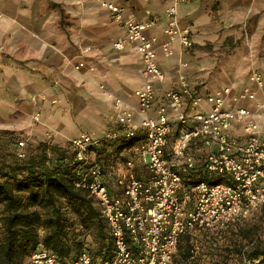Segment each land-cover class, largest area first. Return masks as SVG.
<instances>
[{
	"label": "crops",
	"instance_id": "crops-1",
	"mask_svg": "<svg viewBox=\"0 0 264 264\" xmlns=\"http://www.w3.org/2000/svg\"><path fill=\"white\" fill-rule=\"evenodd\" d=\"M109 1L127 18L154 20L148 32L157 37L163 80L154 83L151 114L166 102V90L180 89L181 76L201 95L224 85L234 93L249 86L255 98L238 104L251 110L264 99V0L178 2V23L190 28L193 45L174 41L169 56L160 45L167 39L166 10L175 0ZM124 34L96 0H0V131L33 144H65L81 132L101 137L119 127L122 108L132 111L129 126L138 125L141 59L131 45L112 46ZM253 70L261 72L262 86L250 80ZM117 97L121 106L114 104ZM202 107L207 110L208 104ZM253 118L263 124L264 140V110L257 108ZM231 135L242 138V127L235 124Z\"/></svg>",
	"mask_w": 264,
	"mask_h": 264
},
{
	"label": "built area",
	"instance_id": "built-area-1",
	"mask_svg": "<svg viewBox=\"0 0 264 264\" xmlns=\"http://www.w3.org/2000/svg\"><path fill=\"white\" fill-rule=\"evenodd\" d=\"M125 29L112 46L134 47L139 54L143 82L135 90L141 118L129 126L132 111L122 108L117 117L127 135L142 131L143 137L126 149L128 156L116 163L110 173L96 161L89 147L99 139L112 138L117 128L101 137L81 132L69 139L78 161L75 186L94 196L106 220L111 240V255L94 258L81 252L67 264H171L180 236L195 229L223 228L264 207V140L262 126L254 111L238 101L255 98V91L244 86L235 93L230 85L201 95L191 90L181 76L178 90H166V102L151 114L155 101L154 83L163 80L158 64L157 37L148 32L154 20L135 21L123 14V8L109 0H96ZM175 0L166 10L163 33L167 39L160 49L172 54L171 43L191 47L190 28L180 26ZM82 66V62L75 68ZM250 80L263 85L261 72L253 70ZM115 98V106H121ZM208 109L203 110V103ZM264 110V99L257 103ZM239 124L244 136L231 135ZM24 140L18 141L16 155L24 158ZM192 170L227 177L228 181L191 183L186 174ZM111 177V185L108 184ZM245 264L256 262L244 258ZM27 264H60L56 255L44 247L33 250Z\"/></svg>",
	"mask_w": 264,
	"mask_h": 264
},
{
	"label": "trees",
	"instance_id": "trees-1",
	"mask_svg": "<svg viewBox=\"0 0 264 264\" xmlns=\"http://www.w3.org/2000/svg\"><path fill=\"white\" fill-rule=\"evenodd\" d=\"M123 128L119 126L116 136L102 137L89 147L105 171V162L143 137L142 131L129 136ZM7 134L12 133L0 131V264H27L29 254L38 247L54 253L60 264L70 263L83 251L94 258L111 255V235L96 199L88 190L75 186L79 164L71 144L29 142L26 156L19 158L10 147L15 138ZM186 176L191 183L228 181L202 170H192ZM111 180L109 177V185ZM258 210L264 214L262 206L253 213ZM225 229L215 228V234ZM201 230L203 242L215 240L209 231L213 229L186 231L179 238L171 264L196 263L193 241ZM233 252L243 256L240 264H245L244 258L256 259L252 264H264L262 240L252 241L248 250L237 245Z\"/></svg>",
	"mask_w": 264,
	"mask_h": 264
},
{
	"label": "rangeland",
	"instance_id": "rangeland-1",
	"mask_svg": "<svg viewBox=\"0 0 264 264\" xmlns=\"http://www.w3.org/2000/svg\"><path fill=\"white\" fill-rule=\"evenodd\" d=\"M260 102V101H259ZM253 107V111H257V103ZM263 127V124L260 123ZM121 129L117 128V131ZM15 142H13L10 147L13 151H17L18 145H16V140H24L25 145L23 146L24 151L27 153L29 141L22 138L21 136H14ZM68 143V141H67ZM128 152L126 149H122L113 156V160L105 162V167L114 168L116 163L122 164ZM235 223V222H234ZM225 229V227H223ZM249 229V232H247ZM212 231L215 235V240H211L210 244L203 242L204 238L201 237V231H198L197 238L193 241L194 253L196 256L195 264H240L241 258L238 257L233 248L237 245L244 246V250H248L252 241H264V214H261L260 210L255 211L253 214L244 218L240 223L232 224V226L226 228L224 232H216L215 229L209 230ZM248 234V235H247Z\"/></svg>",
	"mask_w": 264,
	"mask_h": 264
}]
</instances>
